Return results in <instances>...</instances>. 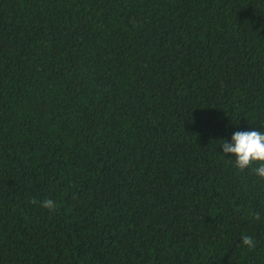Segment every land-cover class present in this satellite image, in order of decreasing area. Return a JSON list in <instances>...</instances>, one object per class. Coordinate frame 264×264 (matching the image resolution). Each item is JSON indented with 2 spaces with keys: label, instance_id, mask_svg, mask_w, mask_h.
Masks as SVG:
<instances>
[{
  "label": "trees",
  "instance_id": "1",
  "mask_svg": "<svg viewBox=\"0 0 264 264\" xmlns=\"http://www.w3.org/2000/svg\"><path fill=\"white\" fill-rule=\"evenodd\" d=\"M253 130L264 0H0V264H264Z\"/></svg>",
  "mask_w": 264,
  "mask_h": 264
},
{
  "label": "clouds",
  "instance_id": "2",
  "mask_svg": "<svg viewBox=\"0 0 264 264\" xmlns=\"http://www.w3.org/2000/svg\"><path fill=\"white\" fill-rule=\"evenodd\" d=\"M221 145L224 154H235V165L240 170L251 169L264 179V131H236L232 134L231 142L224 139ZM41 203L50 210L56 206L51 199H45ZM255 218L260 219L259 212L255 213ZM241 239L245 246L255 248L256 242L251 236L244 235Z\"/></svg>",
  "mask_w": 264,
  "mask_h": 264
}]
</instances>
